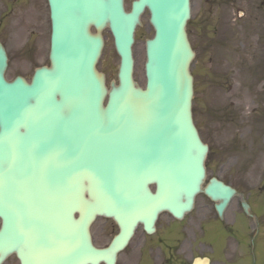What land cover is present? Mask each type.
I'll list each match as a JSON object with an SVG mask.
<instances>
[{
  "label": "water",
  "instance_id": "obj_1",
  "mask_svg": "<svg viewBox=\"0 0 264 264\" xmlns=\"http://www.w3.org/2000/svg\"><path fill=\"white\" fill-rule=\"evenodd\" d=\"M48 3L50 66L30 83L5 78L0 41V264L13 253L23 264H114L139 222L152 231L163 211L182 218L198 193L222 217L236 191L217 178L203 187L209 148L193 120L190 0H134L130 11L124 0ZM146 10L154 36L142 87L132 46ZM106 28L120 57L110 87L96 67ZM97 216L120 227L104 249L90 234Z\"/></svg>",
  "mask_w": 264,
  "mask_h": 264
},
{
  "label": "rangeland",
  "instance_id": "obj_2",
  "mask_svg": "<svg viewBox=\"0 0 264 264\" xmlns=\"http://www.w3.org/2000/svg\"><path fill=\"white\" fill-rule=\"evenodd\" d=\"M132 1L125 0L127 9ZM191 6L188 33L196 52L191 65L195 77L193 112L201 136L210 147L206 160L208 177L225 180L240 195L232 200L223 221L218 219L210 202L199 196L196 208L182 221L162 215L157 225H180V232L183 226H193V233L200 226L211 233L215 231L212 228H217L221 242L227 244L225 247L233 253L240 251L242 259L236 264H264V125L257 132L258 121L264 124V39L256 34L251 0H191ZM258 33H262L261 27ZM103 34L105 46L98 68L110 82L117 80L119 56L109 30L105 29ZM152 35L146 11L133 47L134 77L142 86L145 40ZM0 40L9 57L8 79L16 75L30 78L37 65L47 64L50 44L47 0H0ZM244 199L255 219L243 211ZM111 225L110 220L98 218L92 230L96 234L102 226ZM193 233L191 237L195 238ZM229 235L232 242L228 244ZM202 240L212 264H225L222 255L213 250L217 247L212 239Z\"/></svg>",
  "mask_w": 264,
  "mask_h": 264
},
{
  "label": "flooded vegetation",
  "instance_id": "obj_3",
  "mask_svg": "<svg viewBox=\"0 0 264 264\" xmlns=\"http://www.w3.org/2000/svg\"><path fill=\"white\" fill-rule=\"evenodd\" d=\"M251 5L252 20L257 27L256 34L264 39V0H251ZM260 27L261 34L258 33ZM256 38L258 37L256 36ZM31 79L32 76L28 80ZM261 131L262 123L258 121L257 132L260 133ZM1 225L2 219L0 217V227ZM182 228L183 231L180 232V228L177 226L162 227L157 225L156 231L149 234L143 226L138 227L127 247L118 253L116 264H194L197 257H211L205 241H201L204 238L213 239L214 245L217 247L213 250L222 255L225 264H236L241 260L240 251L237 249L233 253L228 250L225 247L227 244L223 245L218 242L219 238L216 233L204 232V236H198V233H193V227L185 226ZM176 229L177 231H175ZM118 231L119 227L115 224L102 226L96 234L92 230L94 243L99 247H106ZM192 233L195 238L191 237ZM3 264H23V261L17 253H13L4 260ZM100 264L106 263L101 262Z\"/></svg>",
  "mask_w": 264,
  "mask_h": 264
}]
</instances>
